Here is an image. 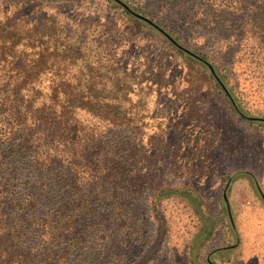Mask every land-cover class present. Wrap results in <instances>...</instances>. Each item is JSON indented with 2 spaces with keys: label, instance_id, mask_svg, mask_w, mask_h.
Instances as JSON below:
<instances>
[{
  "label": "trees",
  "instance_id": "trees-1",
  "mask_svg": "<svg viewBox=\"0 0 264 264\" xmlns=\"http://www.w3.org/2000/svg\"><path fill=\"white\" fill-rule=\"evenodd\" d=\"M168 1L157 11H171L173 25L185 20L206 32L207 43L233 50L236 64L264 69V0ZM30 2H0V264H93L92 255L104 262L113 244L132 241L126 232L138 228L140 192L149 189L144 213L154 221L160 199L176 190L143 176L153 164L143 166L137 128L130 140L109 128L140 121L129 112L137 103L129 98L136 86L124 80L130 71L116 62L108 68L113 82L93 80L90 64L81 70L84 79L74 78L68 65L89 58L68 38L63 42L56 15ZM154 24L208 67L209 54ZM101 67L99 77L107 73ZM219 79L243 114L231 92L237 85ZM95 116L105 125L92 122ZM183 199L196 208L195 197Z\"/></svg>",
  "mask_w": 264,
  "mask_h": 264
},
{
  "label": "rangeland",
  "instance_id": "rangeland-1",
  "mask_svg": "<svg viewBox=\"0 0 264 264\" xmlns=\"http://www.w3.org/2000/svg\"><path fill=\"white\" fill-rule=\"evenodd\" d=\"M122 1L171 36L183 35L180 40L191 51L209 54L217 76L231 77L237 85L231 92L243 114L235 110L233 98L206 65L192 61L116 1L34 0L43 11L56 15V25L64 30L63 42L68 38L89 58L90 62L80 59L68 65L74 78L84 79L81 70L90 64L93 80L113 82L108 68L116 62L125 74L130 71L124 80L136 86L129 98L137 102V113L129 112L140 121L136 125L130 120L122 130L116 125L109 128L128 140L137 128L143 166L153 164L143 176L159 181L160 189L169 185L176 190L160 199L161 215L154 221L144 213L149 189L142 190L138 228L135 235L130 234L133 227L126 232L132 241L113 244L104 262L92 255L93 264H264V69L236 64L233 50L207 43L206 32L185 20L173 25L167 18L171 11H157L168 0ZM218 57H223L222 64ZM99 67L106 75H97ZM96 118L92 122L105 125ZM183 195L195 197L196 208Z\"/></svg>",
  "mask_w": 264,
  "mask_h": 264
},
{
  "label": "water",
  "instance_id": "water-1",
  "mask_svg": "<svg viewBox=\"0 0 264 264\" xmlns=\"http://www.w3.org/2000/svg\"><path fill=\"white\" fill-rule=\"evenodd\" d=\"M114 1H116L117 3L123 5L126 9H128V10H129L133 15H135L137 18L142 19V20H144V21L150 23L151 25L157 27L156 24H154V22H152L150 19L144 17L143 15L134 12L133 10H131V9H130V8H129L124 2H122L121 0H114ZM165 35H167V37H168L171 41H173L174 43H176L175 40L172 39L167 33H166ZM182 48H183V47H182ZM183 49H184L186 52L191 53L189 50H187V49H185V48H183ZM191 54H192V53H191ZM205 63H206V62H205ZM206 64H207L208 68L210 69L211 73H212V74L214 75V77L216 78V80L220 83V85L222 86V88H223L225 91H227L226 88H225V86H224V84L221 82V80H220L219 77L217 76V74H216V72H215L213 66H212L210 63H206ZM244 117H246V118H248V119H251V120H261V118H258V117H252V116H246V115H244ZM223 197H224V200L227 201V198H226V189L224 190ZM262 197H263V196H262ZM263 199H264V197H263ZM208 260H209V259H208Z\"/></svg>",
  "mask_w": 264,
  "mask_h": 264
}]
</instances>
